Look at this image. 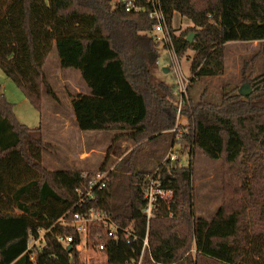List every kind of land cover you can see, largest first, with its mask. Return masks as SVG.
<instances>
[{
  "label": "trees",
  "instance_id": "1",
  "mask_svg": "<svg viewBox=\"0 0 264 264\" xmlns=\"http://www.w3.org/2000/svg\"><path fill=\"white\" fill-rule=\"evenodd\" d=\"M180 57L193 51L191 85L225 72V46L240 41L259 43V50L242 68L241 83L249 80L252 94L239 87L223 90L220 103L200 100L187 104L192 129L184 144L192 155L221 159L223 202L211 218L197 216L193 207L192 163L165 158L173 144L177 109L173 88L153 81L160 43L151 37L154 20L149 5L135 0L139 11L122 0H0V68L42 110L43 90L55 95L45 62L56 44L63 68H74L89 88L76 93L73 112L82 130H119L134 143L108 171L106 185L87 193L84 171L70 173L72 185L60 192L43 163L42 128L20 123L0 87V264H81L80 235L69 223L75 212H104L130 236L114 240L102 225L91 228L94 247L103 243L107 264H264V0H161ZM175 14L192 22L180 34ZM122 26L126 40L145 46L141 70L134 78L123 55L105 31ZM143 32V35H139ZM191 33L194 41L188 40ZM262 71L253 75L257 59ZM152 97L150 106L140 87ZM155 161L156 171L148 167ZM102 171H106L104 165ZM91 174H88V176ZM172 191L160 199L147 221L145 186L153 179ZM82 198V202L80 199ZM148 231V232H147ZM43 233L45 245L29 247ZM148 233L149 245L142 254ZM73 235L71 246L57 240ZM136 238V239H134ZM33 256V257H32Z\"/></svg>",
  "mask_w": 264,
  "mask_h": 264
},
{
  "label": "rangeland",
  "instance_id": "2",
  "mask_svg": "<svg viewBox=\"0 0 264 264\" xmlns=\"http://www.w3.org/2000/svg\"><path fill=\"white\" fill-rule=\"evenodd\" d=\"M104 25L105 31L113 38V44L118 48L125 59L126 70L130 77L141 70L143 55L146 54L145 46L135 47L126 40V32L122 26L114 24ZM192 22L175 14L173 27L177 33L189 30ZM141 32L139 35H143ZM259 50V43L256 41L229 42L225 46V72L216 77H204L190 90L191 81V60L194 52L181 57L183 67L189 75V82L186 88V94L180 97L175 93V76L171 71L165 73L163 67L168 62V56L161 51L160 59L162 65H157L153 72V81L163 83L173 88L171 101L177 109L176 128L171 132L173 139L172 153L175 160L172 163L185 164L189 166L192 163V186H193V207L197 216L211 219L223 202V175L221 159H213L205 156L199 150L191 155L190 150L185 147L184 136L192 129V122L187 116V104L190 106L192 101H198L205 93L207 100L220 103L223 90H231L245 83H241L243 74L242 68L245 63L248 69L244 71V78L250 75V58ZM45 71L48 81L52 86L55 95L43 90L42 110L38 111L25 96L24 92L17 84L6 76L0 68V87L3 90L7 100L14 105V113L17 120L30 128H42L44 139L43 163L53 174L57 189L64 193L71 185L72 179L70 173L73 171H84L85 173L96 175L101 171L104 165L106 171H110L121 157L127 155L132 149H140L144 144L134 143L121 135L119 130H82L76 121L72 99L76 93H89V88L84 82L81 72L74 68H63L58 56L56 44L53 45L49 56L45 62ZM262 71V61L257 59L254 64L253 75ZM239 87V88H240ZM145 94L150 106L154 103L152 97L146 92V88L140 87ZM182 98V103H181ZM172 148L169 147L165 154V160ZM158 164L152 161L148 167L156 171ZM157 168V169H156ZM105 171V172H106ZM84 242V239H83ZM81 264H107L106 254L97 251L96 248L84 247L82 244L78 247Z\"/></svg>",
  "mask_w": 264,
  "mask_h": 264
},
{
  "label": "built area",
  "instance_id": "3",
  "mask_svg": "<svg viewBox=\"0 0 264 264\" xmlns=\"http://www.w3.org/2000/svg\"><path fill=\"white\" fill-rule=\"evenodd\" d=\"M122 1L125 4H127L128 10H134V11L140 10V7H138L135 4V0H122ZM145 1L149 5L148 16L149 18L154 20L153 28L151 31V37L155 41L160 43L162 51L167 54L168 62L165 67H167L169 71H171V73H173V75L175 76L174 77L175 85H176L175 93H179L180 97H182L184 94H186V88L189 82L188 80L189 75L186 73L182 64L181 57L179 56L176 50L172 28L169 25L168 19L163 11L161 0H145ZM156 63L157 65L161 66L162 60L159 58L156 61ZM182 101L183 100L181 98V103ZM173 144L170 152L167 155V158H169L170 160H175V155H173L172 153ZM83 176L89 178L88 186L86 187L88 191L87 193L83 194V191L80 188H78L77 192L81 195L83 199H84V195H86L87 197L89 196L90 199H93L94 195L92 193V190L97 186L102 188L106 185V181L108 178V171L105 172L101 170L94 176L92 175L88 176V173H84ZM171 196H172V191L160 187L159 184L156 183L154 178L148 181L147 185L145 186V193H144V198L146 200V206L144 212L146 213L148 224L153 215V210L156 204L158 203V201L160 199H169ZM82 198L80 199V202L83 201ZM58 222H60L63 225L69 223L77 230V232L80 235V242L78 243L77 248L82 244L84 247H90L91 249L96 248L97 251L99 252H103L105 248L103 243L97 244L94 247L93 241L90 239L91 228L93 226L102 225L104 228V233L108 237L113 238L114 240H120L123 238L127 239L131 235L128 229L119 227V225L111 221V219L104 212L96 211L94 210V208L89 209L85 213L75 212L70 222H68L64 218L60 219ZM43 233L44 232H41L39 238L37 239L34 238L30 239L29 247H32L34 245L38 247L44 246L45 240L43 237ZM57 240L60 243H62L64 246H71V243L74 242V236L59 235L57 237ZM148 245H149V238L147 233L143 240L142 254L145 248L148 247ZM132 263L140 264V261L137 263L133 261Z\"/></svg>",
  "mask_w": 264,
  "mask_h": 264
},
{
  "label": "water",
  "instance_id": "4",
  "mask_svg": "<svg viewBox=\"0 0 264 264\" xmlns=\"http://www.w3.org/2000/svg\"><path fill=\"white\" fill-rule=\"evenodd\" d=\"M194 38H195V34L194 33H191L188 37V40L193 42L194 41ZM163 71L165 73H168L169 72V69L167 67H164L163 68ZM252 87H251V84L250 82H245L241 85V87L239 88V94L242 95V96H249L252 94ZM70 247V246H69Z\"/></svg>",
  "mask_w": 264,
  "mask_h": 264
}]
</instances>
